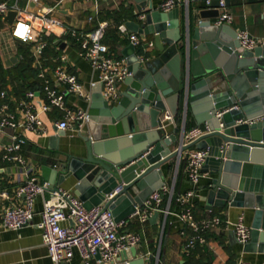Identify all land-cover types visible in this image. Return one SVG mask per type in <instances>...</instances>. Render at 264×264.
<instances>
[{"label": "water", "instance_id": "water-1", "mask_svg": "<svg viewBox=\"0 0 264 264\" xmlns=\"http://www.w3.org/2000/svg\"><path fill=\"white\" fill-rule=\"evenodd\" d=\"M135 2L136 15L147 9L145 20L128 22L127 27L144 41L152 36L160 55L149 59V44L143 51L131 44L124 48L133 75L125 81L120 100L108 102L101 84L93 86L85 133L70 141L73 154L65 161L42 166V180L49 191L72 181L88 210L105 203L115 221L122 223L164 187L163 164L193 147L209 150L202 169L210 167L211 172L204 200L210 207L229 202L253 210L251 239L244 250L264 260V48L242 50L234 29L212 23L219 16V0L202 10L197 22L188 18L184 28L169 13L154 8L152 0ZM226 2L229 5L230 0ZM72 7V2L67 4L65 13ZM16 16L9 12L5 23L12 27ZM181 99L184 112H191L198 126L207 124L211 131L187 146L182 145L185 122L178 128L175 120ZM233 106L239 108L216 117ZM63 135L58 132L51 138L58 154ZM176 143L179 146L172 151ZM117 189L120 192L110 198ZM157 217L155 213L152 220ZM137 255L138 248L126 250L116 264H147Z\"/></svg>", "mask_w": 264, "mask_h": 264}, {"label": "crops", "instance_id": "crops-1", "mask_svg": "<svg viewBox=\"0 0 264 264\" xmlns=\"http://www.w3.org/2000/svg\"><path fill=\"white\" fill-rule=\"evenodd\" d=\"M82 1L66 0L55 15L62 19L67 27L81 33H90L96 30L100 24L107 23L108 27L103 41L109 47L112 55L124 57L123 50L130 43L127 36L118 33L117 27L118 24L125 23L127 25L128 22L143 23L136 15L138 14V4L135 0H109L91 4L85 10H81L78 4ZM164 1L152 0L153 7L159 9ZM175 1L177 5L169 14L173 19L179 20L182 28L185 27L188 18L192 22H197L202 10L211 9L206 5L207 0ZM1 2L3 0H0ZM57 2L58 0H40V3L34 6L33 11H39L45 6H55ZM70 2L73 3V7L65 13V6ZM22 5L24 6V2ZM229 9L234 18L230 26L232 29L236 32L245 30L256 38L264 37V0H230ZM144 13H147V9L140 14ZM215 20L216 18L212 19V23ZM49 38L54 39L56 48L50 50L47 55L45 54L42 66L54 67L51 56L56 53H65L69 58V71L79 77L86 92L91 96L92 88L94 84L98 83L99 75L92 68L91 63L81 56L79 44L69 36H65L61 40L53 35ZM125 41L126 43H122ZM56 42L64 44V48L56 45ZM150 42L154 43L152 36L146 38L143 46ZM143 46L139 50L143 51ZM146 51H148L149 59L160 55L154 46L147 48ZM25 52L30 53L33 58L31 45L15 40L11 34V27L0 16V94L2 92L7 94V100L11 103L12 110L17 113V105L24 99L25 94L29 90L40 91L42 85L38 78L39 65L34 58L30 63ZM125 88L124 83L120 87L121 94ZM3 102L4 99L0 96V105ZM67 102L72 107L88 111L91 100L68 94ZM60 115L61 113L55 109L42 115L50 136L41 137L31 132L25 134L27 141L20 153L27 163L26 167L2 160V148L11 143L12 132L0 133V264H53L48 256L47 248L43 244L41 232L34 226L41 220L42 197L36 200V215L33 224L26 228L19 231L5 230L2 227V216L7 207L22 203L23 199L16 197L17 189L29 177H37L42 180V166L54 167L59 160L65 161L69 154H73L70 141L75 139L78 133L72 131L64 132L60 138L61 154L52 149L51 138L56 137L58 132H63L57 131L54 126V122ZM166 116L167 114L163 115L164 118ZM175 120L178 128H181L184 122L186 130L198 126L194 115L191 112H187V114L184 112L182 99L179 102V113ZM172 130L171 124L169 131ZM85 131L84 127L83 133ZM179 137L180 134H178ZM178 146V143L172 145L171 150H177ZM194 149L196 147L185 151L179 158L169 160L160 167L164 176V186L172 191V196L167 195L162 205V208L169 210V213L155 212L158 213V217L152 220L154 213L144 224L140 223L137 218H130L121 226L120 233L131 232L141 236L142 243L138 247L137 257H145L147 264H233L238 259H243L251 264H263V257L255 253H246L244 248L237 243L233 230H227L224 226L206 232V244L197 245L189 252L185 250V244L189 237L194 235V232L176 215L181 209L190 208L196 220L217 215L221 216L223 220L233 222L240 215H244L246 223L250 227L254 215L253 210L232 207L229 202L225 203L223 207L208 206L204 198L207 195L208 183L211 179L210 167L205 171L202 170L203 177L196 185H193L188 178L187 153ZM73 186V182L68 181L60 185L59 188L75 193ZM190 191L194 192V196L189 204L182 207L179 199ZM49 195L47 192L45 197L48 198ZM72 264H83L79 254H75Z\"/></svg>", "mask_w": 264, "mask_h": 264}, {"label": "built area", "instance_id": "built-area-1", "mask_svg": "<svg viewBox=\"0 0 264 264\" xmlns=\"http://www.w3.org/2000/svg\"><path fill=\"white\" fill-rule=\"evenodd\" d=\"M66 0H58L55 6H45L39 11H33L34 6L40 0H3L0 3V16H5L15 11L17 16L11 27L12 37L32 47V56L40 67L38 78L41 80V90H29L24 99L18 103L17 111H13L11 103L7 100V94L1 93L4 102L0 105V133L11 131V143L3 146L2 160L4 162L26 167L27 163L21 151L26 144L25 134L35 133L41 137H48L49 131L45 126L42 115L53 109L61 115L54 122L57 131H72L82 133L89 121L88 111L72 107L67 102V95L91 100L79 77L69 71V58L65 53H60L51 58L54 67H43L46 49L50 36L61 40L69 36L80 46V54L87 59L92 68L98 73V83L102 87V95L110 103L118 102L121 98L120 87L133 74L125 57H117L110 53L109 47L103 42L107 23H102L90 33H81L67 27L62 19L55 15L56 11ZM86 2H101L109 0H84ZM24 2V6L22 5ZM213 0H207L210 8ZM175 0H165L159 10L169 13L176 7ZM219 16L214 24L217 26H231L233 14L226 0H219ZM145 13L139 15L141 21L145 20ZM118 33L127 36L128 41L136 49L143 46L144 40L139 34L129 31L127 25L118 26ZM240 48L245 51H253L257 47L264 48V37H253L249 32L240 30L237 32ZM153 47L154 43H148ZM144 61L145 56H139ZM96 85V84H94ZM238 106L218 111L216 117L238 109ZM166 120L171 119L168 115ZM264 120V116L261 118ZM255 122V121H254ZM210 127L205 124L184 131L182 135L183 146L190 145L196 140L208 135ZM1 147V146H0ZM209 157V150H190L187 153L188 178L193 185L200 182L203 177L202 169ZM49 192V197L45 194ZM117 189L114 194L119 193ZM5 196V194H2ZM172 191L167 187L155 191L142 207L137 208L131 218H137L144 224L149 221L155 212L169 213L162 208L164 198ZM194 192L190 191L179 199L183 207L191 202ZM17 198H22L20 205L7 207L2 216V227L5 230L19 231L34 222L36 215L35 204L39 197L43 198L41 220L34 226L41 232L42 241L47 248L48 256L53 264H72L75 254H79L83 264H116L119 255L131 248H138L142 238L137 233H120L121 226L126 222L117 223L112 212L100 205L88 210L84 202L72 191L58 188L49 191V184L37 177H29L28 180L17 189ZM109 198V199H110ZM178 218L187 223L194 235L189 237L185 244L187 252L197 245L206 244L205 233L224 226L232 229L237 243L242 247L251 239V228L247 225L244 215H240L235 221L223 220L221 216L206 217L196 220L190 208L181 209ZM99 255L100 259L96 260ZM233 264H251L243 259H238Z\"/></svg>", "mask_w": 264, "mask_h": 264}, {"label": "trees", "instance_id": "trees-1", "mask_svg": "<svg viewBox=\"0 0 264 264\" xmlns=\"http://www.w3.org/2000/svg\"><path fill=\"white\" fill-rule=\"evenodd\" d=\"M119 25H120V24H118V26H119ZM117 31H118V27H117ZM48 40H49V44H48V47H47L46 52H45L46 55L48 54V52H49L50 50L56 48V46L54 45V39H53V38H48ZM103 42H104V41H103ZM122 43H126V41H125V42H122ZM52 52H53V51H51V53H52ZM24 54H25L26 57L29 58L30 63H32V62H33V58L30 56V53L28 54L27 52H25ZM52 54H53V53H52ZM59 54H60V53H56V54H54L53 56H51V58L54 57V56H57V55H59ZM28 55H29L30 57H29ZM33 69H35V68L33 67ZM35 72H38V71H35ZM0 96H1V94H0ZM191 128H193V127H191ZM191 128H189V129H191Z\"/></svg>", "mask_w": 264, "mask_h": 264}, {"label": "rangeland", "instance_id": "rangeland-1", "mask_svg": "<svg viewBox=\"0 0 264 264\" xmlns=\"http://www.w3.org/2000/svg\"><path fill=\"white\" fill-rule=\"evenodd\" d=\"M94 3L95 2H86L83 0L78 5H79V8H81V10H85L89 5L94 4Z\"/></svg>", "mask_w": 264, "mask_h": 264}]
</instances>
